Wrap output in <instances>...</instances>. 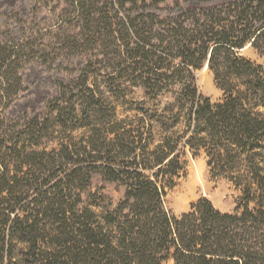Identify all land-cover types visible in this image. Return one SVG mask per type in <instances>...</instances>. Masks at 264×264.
<instances>
[{
	"label": "trees",
	"instance_id": "1",
	"mask_svg": "<svg viewBox=\"0 0 264 264\" xmlns=\"http://www.w3.org/2000/svg\"><path fill=\"white\" fill-rule=\"evenodd\" d=\"M39 4L63 5L62 24L81 30L44 105L19 117L9 109L26 92V43L0 40V264H264V0ZM89 34L117 58L89 55ZM205 67L218 103L200 92ZM133 78L171 102L119 120L103 95ZM202 153L240 202L224 213L201 199L173 216L168 192ZM95 177L124 188L116 207L90 200Z\"/></svg>",
	"mask_w": 264,
	"mask_h": 264
},
{
	"label": "rangeland",
	"instance_id": "2",
	"mask_svg": "<svg viewBox=\"0 0 264 264\" xmlns=\"http://www.w3.org/2000/svg\"><path fill=\"white\" fill-rule=\"evenodd\" d=\"M64 17L63 5L51 11L43 4L35 7L34 0H0V40L13 41L16 38L19 42L26 43L27 50L24 73L26 92L22 99L9 109L10 116L19 117L34 113L46 102L54 76L57 74L55 64L59 66L60 50L65 43L74 41L81 30L80 24L76 22L66 26L65 23L62 24ZM85 34L87 35L88 32ZM97 38L95 34L86 37L90 42L85 49L88 54L116 59V53L110 47L99 48L96 45ZM243 55L253 62L263 63L251 51L246 50ZM205 68L197 73L200 92L213 103H218L224 99V95L217 87L213 74L208 67ZM138 75L140 74L138 73L134 78ZM134 78L115 83L110 81V89L104 92L103 102L115 107L119 120L136 116L140 108L155 111L159 102L162 109L171 102L170 92L165 93L158 102L146 97L141 83L134 81ZM76 136L82 137V132H77ZM186 161L185 171L180 179L176 180L177 187L168 192L165 203L167 211L179 217L189 212L193 203L208 199L216 209L224 213H232L240 202L241 192L228 180L215 178L210 173L203 153L196 158L187 155ZM91 190L94 196L90 200L97 202L101 210L116 207L125 195L124 188L120 185L106 183L100 177L93 179Z\"/></svg>",
	"mask_w": 264,
	"mask_h": 264
},
{
	"label": "bare ground",
	"instance_id": "3",
	"mask_svg": "<svg viewBox=\"0 0 264 264\" xmlns=\"http://www.w3.org/2000/svg\"><path fill=\"white\" fill-rule=\"evenodd\" d=\"M205 70H207V68H205Z\"/></svg>",
	"mask_w": 264,
	"mask_h": 264
}]
</instances>
